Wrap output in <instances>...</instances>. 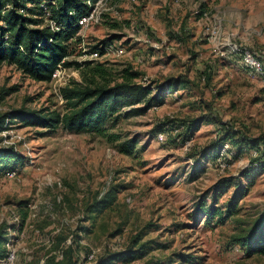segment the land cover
<instances>
[{"label": "rangeland", "instance_id": "obj_1", "mask_svg": "<svg viewBox=\"0 0 264 264\" xmlns=\"http://www.w3.org/2000/svg\"><path fill=\"white\" fill-rule=\"evenodd\" d=\"M95 13L67 60L83 62L96 44L112 42L124 53L90 59L112 81L132 67L154 94L172 80L178 85L145 113L121 108L118 123L99 132L7 118L1 153L23 157L0 163L7 251L0 264H45L69 246L77 264H264V255L247 256L231 240L264 213V76L241 60L244 50L264 60V0H100ZM82 70L62 65L43 82L0 64V116L22 108L66 112L63 88L82 82ZM225 130L230 138L222 143ZM108 192L114 201L101 209L96 202ZM235 194V214L222 223L195 211L215 197L224 212ZM137 236L148 253L115 259L137 248Z\"/></svg>", "mask_w": 264, "mask_h": 264}, {"label": "trees", "instance_id": "obj_2", "mask_svg": "<svg viewBox=\"0 0 264 264\" xmlns=\"http://www.w3.org/2000/svg\"><path fill=\"white\" fill-rule=\"evenodd\" d=\"M99 1L0 0V64L14 65L26 76L43 82L52 81L59 65L76 64L83 69L82 82L72 80L63 88L66 112L22 108L0 116V129L6 127L9 117L8 123H14L16 118H20L28 125L41 122L51 131L63 127L74 132H99L118 123L120 116L114 115L121 108L132 107L133 111L145 113L151 107L157 106L156 103L162 104L166 94L172 92V86L178 85V80H172L173 83H168L167 88L161 86L154 94L152 86L137 81L141 73L134 71L132 67L123 69L121 80L112 81L107 68L99 61L67 60L72 54L70 50L72 41L82 42V37L79 36L82 28L80 19L88 15ZM51 21L56 23L59 30L52 26ZM110 43L112 42L104 41L96 44L93 50ZM101 53H104L103 47ZM197 123L190 122L187 126L188 131L194 133ZM226 129H229V126H226ZM224 134L221 138L222 143L230 138L229 130H225ZM243 141L257 148L259 146L258 140L245 138ZM257 148L253 150L258 155ZM1 152L0 150V163L9 158L20 160L23 157L14 150ZM259 164L257 158L255 165ZM238 197L239 195H234L224 212L215 206L217 203L215 197L211 205L199 202L195 211L207 218L218 217L222 223L235 214ZM113 201L114 195L108 192L96 203L102 206L101 209H105L112 205ZM136 238L134 247L137 248L132 247L127 252L117 253L114 258L133 261L144 257L150 249L149 243H139L141 238L139 236ZM231 240L244 248L247 256L264 255V213L256 219L250 229L242 230L241 233L232 236ZM4 244V233L0 228V259L7 257ZM45 264H77L73 247L66 248L61 258H57L56 255L48 256Z\"/></svg>", "mask_w": 264, "mask_h": 264}, {"label": "built area", "instance_id": "obj_3", "mask_svg": "<svg viewBox=\"0 0 264 264\" xmlns=\"http://www.w3.org/2000/svg\"><path fill=\"white\" fill-rule=\"evenodd\" d=\"M95 19H96V13H95V8H94L88 15L82 17L80 19L79 23L83 28V27L89 26L90 23H92ZM51 24L54 28L59 30V27L56 25L55 22L51 21ZM101 47H103L104 51H106V52L115 50L120 54L124 53L123 49L118 48L116 46V44H114V43H110V44H107L104 46H100L98 49H95L94 51H92L90 53L86 52L85 56H87L89 54V58H85L83 61L90 60V59H97L98 57H100L102 55ZM241 60H242V63L247 67V69L250 72H252L253 74H256L258 76H264V60H261L260 58H258L254 52H252L251 50H244L241 54ZM61 66L62 65H59L58 69H60ZM58 69L56 71H58ZM158 139H159V141L164 142V141H166L167 137H166L164 132H160L158 134ZM225 145L227 146V144H225ZM219 152H220V158L222 159V157H224L226 154L225 153L226 150L223 147L222 150H220ZM222 167L225 168V164H223Z\"/></svg>", "mask_w": 264, "mask_h": 264}]
</instances>
